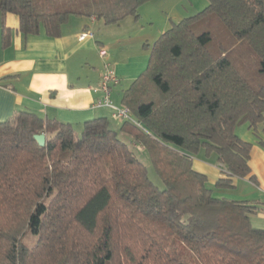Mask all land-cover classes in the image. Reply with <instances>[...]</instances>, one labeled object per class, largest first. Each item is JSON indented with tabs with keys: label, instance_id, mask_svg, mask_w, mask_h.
Returning a JSON list of instances; mask_svg holds the SVG:
<instances>
[{
	"label": "trees",
	"instance_id": "16d2710c",
	"mask_svg": "<svg viewBox=\"0 0 264 264\" xmlns=\"http://www.w3.org/2000/svg\"><path fill=\"white\" fill-rule=\"evenodd\" d=\"M147 1L57 10L53 0H0V13L16 15L24 35L43 28L53 38L72 14L117 25ZM207 1L160 34L122 92L139 124L125 120L115 130L97 117L77 135L70 123L24 110L0 121V264H183L166 250L175 236L202 264H264V229L249 217L257 205L214 196L192 160L201 149L215 155L224 174L217 188L255 178L251 144L235 128L264 133V84L250 87L225 45L248 41L264 73V0ZM221 30L225 44L212 52ZM40 133L44 145L34 139ZM121 134L146 150L163 190ZM28 232L36 236L30 246Z\"/></svg>",
	"mask_w": 264,
	"mask_h": 264
},
{
	"label": "crops",
	"instance_id": "0c3cea01",
	"mask_svg": "<svg viewBox=\"0 0 264 264\" xmlns=\"http://www.w3.org/2000/svg\"><path fill=\"white\" fill-rule=\"evenodd\" d=\"M128 18L117 25H105L91 16L72 14L62 24L60 36L52 38L43 28L37 34L24 35L16 15L0 13V121L24 110L70 123L75 129H82L84 122L93 118L106 117L113 129H119L122 121L112 117L108 106L94 105L103 95L94 89L100 84L104 64L109 63L119 78L118 84L111 86L109 98L120 106L122 92L148 64L149 52L141 43L151 39L144 24ZM83 31L92 35L81 40ZM101 48L105 55L99 54ZM235 132L251 144L248 164L255 178H234L231 196L219 197L255 203L257 209L249 216L251 225L264 229V133L261 128L254 132L246 124H239ZM209 158L212 161L197 158L196 163L214 185L224 174L215 155Z\"/></svg>",
	"mask_w": 264,
	"mask_h": 264
},
{
	"label": "rangeland",
	"instance_id": "374dc122",
	"mask_svg": "<svg viewBox=\"0 0 264 264\" xmlns=\"http://www.w3.org/2000/svg\"><path fill=\"white\" fill-rule=\"evenodd\" d=\"M53 1V5L57 10H64L72 8L73 5H71V3L74 4L75 2H84L88 0ZM207 4V0H151L143 3L138 8V16L136 18L130 15L129 18L137 19L139 22L144 24L145 31L151 40H143L141 45L145 51L150 52L152 43L160 36L161 33L170 27L172 22H178L184 17L195 15L207 7ZM223 30L225 32L227 31L225 27H223ZM223 30H221L219 33L216 32L213 34V38L209 42V48L212 50V52H221V44L224 45L227 38L223 33ZM144 44L146 45L144 46ZM225 48L227 49V57L238 69L239 73L242 74L250 87L255 90L259 89L260 86L264 84V73L259 72L260 61L256 50L245 39L238 40L233 46L230 47L225 45ZM80 131V128L75 129L77 135H79ZM120 138L127 143L135 155L145 164L148 169L149 178L152 180V182L159 189L163 190L164 184L157 176L146 150L137 144L134 147L132 140H130V138L125 134H121ZM196 157L206 161H212L213 159L207 157L204 153V150L201 149L194 157V168L196 170H199V167L196 163ZM206 185L212 189L214 192L213 195L217 197H219L221 194H224L225 196H231L230 194L233 193L232 190L230 191V188H217L208 181L206 182ZM22 239L25 244L30 246L35 242L36 236L28 232ZM166 250L172 257L179 259V261L183 264H202L197 256L191 250H189L176 236L173 237Z\"/></svg>",
	"mask_w": 264,
	"mask_h": 264
},
{
	"label": "built area",
	"instance_id": "2783aa9c",
	"mask_svg": "<svg viewBox=\"0 0 264 264\" xmlns=\"http://www.w3.org/2000/svg\"><path fill=\"white\" fill-rule=\"evenodd\" d=\"M92 34L89 31H83L79 35V39L83 40L87 36H91ZM99 54L105 55V50L100 49ZM103 70L100 77V84L99 86L94 90H100L102 91L103 95L101 98L97 99L94 103L96 107H109L112 110V117L115 119H118L120 121H135L133 118V114L131 112V109L125 105H114L112 101L109 98V91L111 86H114L118 84L119 78L117 77L114 69L109 63H105L103 66ZM139 124V123H137Z\"/></svg>",
	"mask_w": 264,
	"mask_h": 264
},
{
	"label": "water",
	"instance_id": "95a60500",
	"mask_svg": "<svg viewBox=\"0 0 264 264\" xmlns=\"http://www.w3.org/2000/svg\"><path fill=\"white\" fill-rule=\"evenodd\" d=\"M34 139L39 145H44L45 143V135L43 133L35 134Z\"/></svg>",
	"mask_w": 264,
	"mask_h": 264
}]
</instances>
